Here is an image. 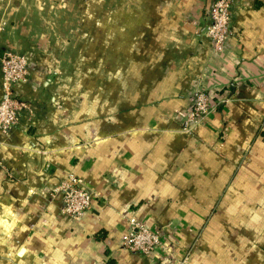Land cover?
<instances>
[{"label":"crops","instance_id":"obj_1","mask_svg":"<svg viewBox=\"0 0 264 264\" xmlns=\"http://www.w3.org/2000/svg\"><path fill=\"white\" fill-rule=\"evenodd\" d=\"M216 1L0 0V57L30 63L0 129V264H264V0H234L222 51ZM200 91L215 110L190 127ZM132 217L166 249H125Z\"/></svg>","mask_w":264,"mask_h":264},{"label":"built area","instance_id":"obj_2","mask_svg":"<svg viewBox=\"0 0 264 264\" xmlns=\"http://www.w3.org/2000/svg\"><path fill=\"white\" fill-rule=\"evenodd\" d=\"M233 2L234 0H217L213 6L212 23L208 26L207 33L217 51L223 50L230 36ZM4 26L5 24L2 22L0 33ZM0 64L3 92L0 101V129L7 132L18 123L22 112L28 109L27 104L16 96L14 88L17 84L28 80L30 63L25 55L6 49L0 57ZM213 110L215 107L211 103V95L207 91L198 92L195 97V105L187 115L189 126L196 127L202 124ZM56 192L63 196L62 212L72 218H81L92 208L95 194L73 174L61 182ZM129 229V233L123 241L125 249L146 257L151 256L159 248L166 249L161 233L146 228L136 218L129 219Z\"/></svg>","mask_w":264,"mask_h":264}]
</instances>
